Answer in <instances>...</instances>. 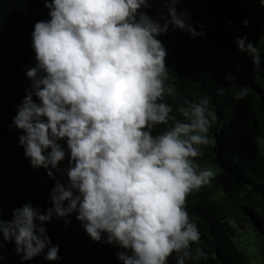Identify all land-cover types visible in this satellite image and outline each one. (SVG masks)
I'll use <instances>...</instances> for the list:
<instances>
[{"label":"clouds","instance_id":"clouds-1","mask_svg":"<svg viewBox=\"0 0 264 264\" xmlns=\"http://www.w3.org/2000/svg\"><path fill=\"white\" fill-rule=\"evenodd\" d=\"M178 3L44 0L48 18L31 32L35 63L24 65L30 85L5 126L19 130L15 149L23 148L28 168H43L55 181L46 209L29 201L13 208L11 219L0 216V248L12 242L21 264L38 256L60 260L47 224L55 217L68 225L73 215L92 241L117 249L121 264L206 258L201 248L193 254L201 235L186 200L217 175L196 161L218 117L208 96H180L184 72L167 64L160 37L169 30L206 35ZM158 5L166 14L149 13ZM235 42L258 68L255 44L239 35ZM236 79L225 77L228 84ZM216 93L223 95L225 85ZM247 95V85L233 92L235 100ZM0 264H7L2 253Z\"/></svg>","mask_w":264,"mask_h":264},{"label":"trees","instance_id":"trees-1","mask_svg":"<svg viewBox=\"0 0 264 264\" xmlns=\"http://www.w3.org/2000/svg\"><path fill=\"white\" fill-rule=\"evenodd\" d=\"M177 7L189 11L197 30L206 33L193 39L169 30L160 37L170 52L169 68L184 72L177 91L190 99L208 96L218 117L210 130L211 143L196 161L217 175L186 200L201 235L199 244L192 246L193 254L201 248L207 256L185 264H264V6L260 0H179ZM148 11L167 12L161 5ZM47 13L44 0H0V216L4 219H11L12 209L29 201L46 209L55 183L43 168H28L23 148L15 149L19 130L5 129L30 85L24 65L35 63L34 23L47 19ZM237 35L247 36L259 49L258 68L237 51ZM228 74L237 79L228 84ZM221 85L225 93L217 95ZM238 85L248 86V95L241 100L233 98ZM166 99L181 118L175 113L176 102ZM49 179L52 183L45 185ZM69 219L68 225L55 217L47 224L61 259L50 262L38 256L24 264H121L114 246L92 241L74 215ZM0 253L7 264H21L12 242ZM169 264H176L175 259L170 257Z\"/></svg>","mask_w":264,"mask_h":264},{"label":"rangeland","instance_id":"rangeland-1","mask_svg":"<svg viewBox=\"0 0 264 264\" xmlns=\"http://www.w3.org/2000/svg\"><path fill=\"white\" fill-rule=\"evenodd\" d=\"M237 222V221H236ZM237 224V223H236Z\"/></svg>","mask_w":264,"mask_h":264}]
</instances>
